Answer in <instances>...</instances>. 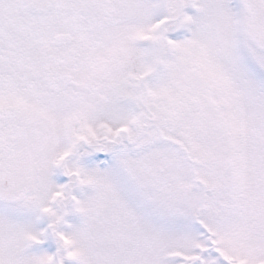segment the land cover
Listing matches in <instances>:
<instances>
[{
  "label": "snow or ice",
  "instance_id": "6c2138e0",
  "mask_svg": "<svg viewBox=\"0 0 264 264\" xmlns=\"http://www.w3.org/2000/svg\"><path fill=\"white\" fill-rule=\"evenodd\" d=\"M0 264H264V0H0Z\"/></svg>",
  "mask_w": 264,
  "mask_h": 264
}]
</instances>
